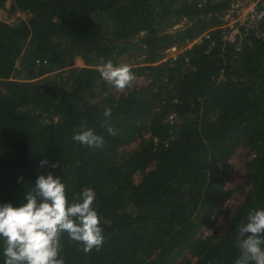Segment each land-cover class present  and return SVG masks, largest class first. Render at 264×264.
I'll return each instance as SVG.
<instances>
[{
    "label": "trees",
    "instance_id": "trees-1",
    "mask_svg": "<svg viewBox=\"0 0 264 264\" xmlns=\"http://www.w3.org/2000/svg\"><path fill=\"white\" fill-rule=\"evenodd\" d=\"M229 5L0 0V10L27 15L0 20V206H21L41 174L60 177L69 201L92 188L105 243L84 253L65 234V264H235L240 225L264 208V41L240 49L223 41ZM175 45L184 51L163 62ZM130 52L146 57L130 68L151 82L117 95L98 66H118ZM82 125L104 137L102 148L72 139ZM239 148L251 155L247 176L229 189ZM235 193L241 203L223 211ZM221 216L228 225L220 235ZM203 228L212 234L199 236Z\"/></svg>",
    "mask_w": 264,
    "mask_h": 264
},
{
    "label": "clouds",
    "instance_id": "clouds-1",
    "mask_svg": "<svg viewBox=\"0 0 264 264\" xmlns=\"http://www.w3.org/2000/svg\"><path fill=\"white\" fill-rule=\"evenodd\" d=\"M98 71L117 91L131 88L137 79L126 63L116 66L109 60L99 65ZM111 111L107 108L105 117H110ZM107 132L117 134L111 125L107 126ZM72 139L96 149L105 144L104 137L86 125L76 129ZM47 164L49 161H41L42 167ZM24 199L19 207L11 203L0 206L4 264H65L61 255L65 234L82 244L84 253L98 251L105 243L102 217L94 207L96 193L92 188L83 189L74 201H69L66 184L60 177L41 174ZM238 248L235 264H264V208L250 212L247 222L240 225Z\"/></svg>",
    "mask_w": 264,
    "mask_h": 264
},
{
    "label": "rangeland",
    "instance_id": "rangeland-1",
    "mask_svg": "<svg viewBox=\"0 0 264 264\" xmlns=\"http://www.w3.org/2000/svg\"><path fill=\"white\" fill-rule=\"evenodd\" d=\"M232 2V0H230V3ZM27 15L26 14H22V13H9L8 11L5 10H0V20L3 21H7L10 23H14L17 22L20 19H26ZM182 24L179 25H175L171 31H175L178 28L182 27ZM196 41H199V39L194 40L193 42H188V45L186 47H190L192 46L194 43H197ZM185 48L183 47H179V46H172L167 48L164 52H163V62H169L171 60H176L177 57L184 51ZM146 57L144 55H140L139 53H127V55H124L122 57V61L123 63L128 64L129 66L134 65V64H139V63H143L144 59ZM176 58V59H175ZM75 66L76 67H83L84 66V62L82 59L78 58L75 61ZM19 74H21L19 72ZM22 78L24 77V74L22 75ZM47 78H52V75L49 76H45L42 79L37 80L38 84H44L45 80ZM150 80L146 79V78H138L136 79V81L134 82L132 87H140V86H144V85H148L150 84ZM125 91V90H124ZM124 91H117L116 89L113 91L114 93H116L117 95L122 94ZM251 158V155L248 154L247 149L245 148H239L236 152V154L234 155V157L231 159L230 164H231V168L228 171V178L226 181V186L229 189H235L239 184H241V182L246 178L247 174L245 172V164L246 162ZM136 179H140V176H137ZM242 201V196L238 193H235L233 195V197L227 201L223 207L222 210L226 211V210H235L237 208V206L241 203ZM227 219L226 217L221 216L216 224V232L220 233V235L225 231L226 227H227ZM212 231L207 230L206 228H203L201 233H199V236H208L211 235ZM186 257H189L193 262L195 261V258L191 257L190 255H187ZM185 257V258H186ZM184 261V258H181L178 263L181 264Z\"/></svg>",
    "mask_w": 264,
    "mask_h": 264
},
{
    "label": "built area",
    "instance_id": "built-area-1",
    "mask_svg": "<svg viewBox=\"0 0 264 264\" xmlns=\"http://www.w3.org/2000/svg\"><path fill=\"white\" fill-rule=\"evenodd\" d=\"M263 0H232L228 10L220 17L222 39L240 49L244 41H264ZM199 42V41H196ZM176 59V58H175Z\"/></svg>",
    "mask_w": 264,
    "mask_h": 264
}]
</instances>
